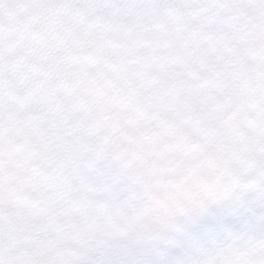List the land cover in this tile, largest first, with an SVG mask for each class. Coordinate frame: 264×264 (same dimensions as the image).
<instances>
[{
    "label": "snow or ice",
    "instance_id": "snow-or-ice-1",
    "mask_svg": "<svg viewBox=\"0 0 264 264\" xmlns=\"http://www.w3.org/2000/svg\"><path fill=\"white\" fill-rule=\"evenodd\" d=\"M0 264H264V0H0Z\"/></svg>",
    "mask_w": 264,
    "mask_h": 264
}]
</instances>
